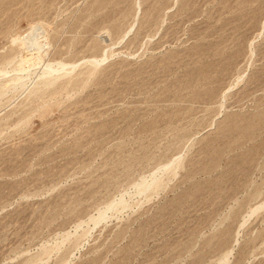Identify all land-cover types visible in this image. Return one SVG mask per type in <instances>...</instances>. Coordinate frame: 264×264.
<instances>
[{
    "label": "rangeland",
    "instance_id": "rangeland-1",
    "mask_svg": "<svg viewBox=\"0 0 264 264\" xmlns=\"http://www.w3.org/2000/svg\"><path fill=\"white\" fill-rule=\"evenodd\" d=\"M221 263L264 264V0H0V264Z\"/></svg>",
    "mask_w": 264,
    "mask_h": 264
},
{
    "label": "bare ground",
    "instance_id": "bare-ground-1",
    "mask_svg": "<svg viewBox=\"0 0 264 264\" xmlns=\"http://www.w3.org/2000/svg\"><path fill=\"white\" fill-rule=\"evenodd\" d=\"M12 59H13V58H12ZM94 60H95V59H94ZM93 72H94V70H93ZM51 78H53V77H51ZM89 79H90V78H89ZM45 80H46V79H45ZM47 80H50V79L48 78ZM52 80H54V79H52ZM52 80H51V81H52ZM55 80H56V79H55ZM52 83H53V82H52ZM42 85H43V84H42ZM83 85H84V84H83ZM83 85H82V86H83ZM39 86H40V85H39ZM47 86H48V84H47ZM35 92H36V91H35ZM24 120H25V119H24ZM227 124H228V123H227ZM238 127H239V126H238ZM175 160H176V159H175ZM175 160H174V161H175ZM179 160H180V159H179ZM174 161H173V162L171 161V164L177 162V161H175V162H174ZM168 165L170 166V164H168ZM179 165H180V164H179ZM166 166H167V164H166ZM169 166H168V167H169ZM160 170H161V169H160ZM164 170H165V169H164ZM156 175H157V174H156ZM152 177H153V176H152ZM155 177H156V176H155ZM145 179H146V178H145ZM150 182H151V181H150ZM146 183H147V182H146V180H145L144 182L138 184V188H139V187H145ZM152 184H153V183H152ZM146 186H147V185H146ZM148 187H149V185H148ZM257 193H258V192H257ZM112 205H113V204H110V206H108V207H111ZM260 207H261V205L257 206V207H256L255 209H253L252 211H256V210H258ZM252 211H251V212H252ZM104 213H105V212H101V214L99 215V217L101 218L102 216H104ZM99 217H98V219H99ZM227 255H229L228 252L225 253V254L223 255V257H222V262H223V259H226V257H228ZM220 261H221V260H220ZM221 264H222V263H221Z\"/></svg>",
    "mask_w": 264,
    "mask_h": 264
}]
</instances>
